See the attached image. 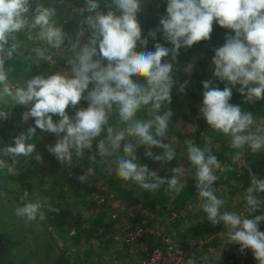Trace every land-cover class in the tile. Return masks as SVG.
I'll return each mask as SVG.
<instances>
[{
  "label": "clouds",
  "instance_id": "obj_1",
  "mask_svg": "<svg viewBox=\"0 0 264 264\" xmlns=\"http://www.w3.org/2000/svg\"><path fill=\"white\" fill-rule=\"evenodd\" d=\"M57 2L67 7L65 0H53L50 6L42 0H0V118L11 106L22 105L27 108L22 120L35 121L27 132L14 138V145L0 148V174L13 171V165L2 157L11 158L13 163L20 156L32 157L37 128L58 137L47 150L69 166L73 155L81 160L86 150L93 149L94 139L103 136L95 145L96 151L88 156L90 166L78 177L81 182L95 174L91 165L106 164L119 180L131 182L143 191L155 193L166 186L169 194L180 195L186 186L182 177L190 172L206 219L213 226L223 222L227 229L222 233L225 243L239 244L241 252L251 249L258 264H264V232L258 230L264 215L249 218L264 205L258 198L264 192V179L249 169L250 184L240 212L222 210L227 200L217 195L215 186L221 172L235 171L233 165L244 161L249 153L264 152V122L229 103L236 85H240L237 91L245 103L264 100V0H167L166 16L160 18V27L148 35L155 39L156 33L162 31L172 47L156 43L154 51L139 52L138 42L142 49L148 43L142 39L137 20L141 0H110L106 13L99 10V0H85L84 7L72 9L80 16L89 13L80 21L75 38L59 23ZM214 21L234 32L226 36L223 46L214 49L212 58L213 76L227 84L220 90L211 80L202 82L199 111L211 132L228 138L229 151L225 155L230 162L222 163L214 154L211 136L204 138L203 147L189 139L184 142L186 148L181 155L187 156L191 167H174L171 178H161L138 162L137 148L144 146L145 156L156 162L167 163L176 156L177 148L171 139L164 142L173 113L167 110L161 114V110L171 103V90L176 83L173 63L164 58L171 55L175 62L182 47L209 40ZM86 30L85 42L82 38ZM57 57L66 63L64 71L47 78L41 74L25 78L32 65L46 61L55 66ZM14 60L24 65V75L19 79L11 76L16 71L14 67H6L7 62ZM184 71H191V65ZM139 77L144 83L136 82ZM187 83L180 85L181 93ZM82 99L88 102L87 108H77ZM69 106L76 109L73 116L66 111ZM54 116L59 117L58 121H54ZM153 147L163 149V153L154 155ZM34 158L42 161L39 153ZM49 211L59 209L37 199L18 204L15 215L38 223L46 219ZM213 259L220 257L214 254ZM186 264H198L196 255Z\"/></svg>",
  "mask_w": 264,
  "mask_h": 264
},
{
  "label": "rangeland",
  "instance_id": "obj_2",
  "mask_svg": "<svg viewBox=\"0 0 264 264\" xmlns=\"http://www.w3.org/2000/svg\"><path fill=\"white\" fill-rule=\"evenodd\" d=\"M67 1L74 2L78 8L85 6V0ZM106 1L108 0H99V10L106 4ZM42 2L45 6H50L53 0H42ZM164 2L165 0H141V10L137 14V20L141 26L142 38L149 41L150 36L145 32L146 24L151 16H161V12L164 11ZM154 4L161 11L157 12ZM59 6L55 4L57 16L60 19L67 15ZM34 7L35 3L33 4ZM71 18L72 22L65 25L72 28V31L70 29V33H67L75 38L81 19L74 16ZM212 27L209 40L195 43L192 46L193 49L197 48V52L195 51L189 60L176 59L173 62L171 55L164 58V60L173 63L174 81L177 82L182 74L184 76L182 80L190 82L189 76L195 71L199 74H197V80L191 83L202 85V82L207 81L203 75L204 69L195 67L197 58L206 53V60H209V72L213 71L214 49L223 46L227 35H234L230 29L221 28L215 21ZM86 33H88L87 30ZM86 33L85 37L82 38L85 42L88 36ZM19 35L21 39H24L23 34ZM200 49L202 50L199 51ZM136 51H147V46L142 49L138 42ZM188 65H191V71L185 72L184 69ZM66 68L65 61L57 57L55 66H50L46 61H41L39 65H32L25 78H31L37 74L47 78L49 75L62 72ZM23 75L24 68L12 75V78L19 79ZM179 81L181 85V80ZM136 82L144 83L143 77L137 78ZM176 86L174 84L173 88ZM89 87L91 88V85ZM173 88L171 90L172 97H174ZM186 103L195 108L201 106L198 102L190 101L186 93L173 100L171 105L173 109L168 110H171L172 113L173 111L180 113L183 110L186 112L187 109L184 106ZM87 106L88 102L86 105L83 104L81 108H87ZM26 110L27 108L22 105H14L7 110L13 122L10 126L0 122L6 126L3 128L1 125V128L5 129L6 136L0 131V148L14 145V138L18 136L17 128H19L22 113ZM164 111L167 110L164 108ZM186 116L181 119L182 115H180V119L175 124L173 123V131L166 134L164 142L168 143L170 138L175 144L174 147L180 151L177 160L173 161L175 166H183L185 169H189V160L186 155L182 156L181 152H184L186 148L184 142L189 139L192 140V135L199 129V126L196 125V119L192 116ZM28 122L29 126L35 124L34 118H29ZM190 127L195 128V131H190ZM101 138L103 137L94 139L93 149L91 151L86 150L85 156L81 160H76L75 155H73V163L69 166L62 164L47 150V146L54 145L58 137H49L47 133L37 128L33 138L36 149L32 157L20 156L15 163L11 158L2 157L8 164L13 165V171L0 174V264H139L138 256L140 254H131L129 248L117 239L122 240L120 236L128 233L142 220L146 222L145 242L148 245L161 247L162 238L168 237L171 241L181 245L185 249L184 251L189 252V259L195 254L198 264H258L251 249H245L240 254L239 244L228 245L225 243V237L222 233L227 232L226 227L223 222L213 226L206 219V215L203 212L200 213L202 201L199 198L180 212V217L183 216V218H178L173 212L166 209L164 211L148 209L143 202L139 201L142 197L140 192H136L135 195L130 192L138 191L134 189L136 185L131 182H124V185L121 183L120 190L122 192L119 194H116L115 191H113L114 194L111 193L104 185V180L97 176L96 172L89 176L85 182H81L78 177L86 173L90 166L88 156L96 151L95 145ZM152 149L154 155L163 153L161 148L153 147ZM43 150L45 151L43 152ZM36 153L42 156V161H37L34 158ZM137 160L141 165H147L150 171H156L158 175L163 172L164 164L146 157L145 151L140 157H137ZM242 165L243 161L238 163L239 167ZM91 166L95 169L94 165ZM103 167L105 175L108 176L112 173L109 166L106 168L103 165ZM42 174L43 181H41ZM190 175V172H187L182 177V182L191 178ZM260 179H264V174ZM234 191L233 196L227 198V204L222 210L242 211L245 191L239 190V187H236ZM129 193L132 195L130 196ZM258 198L264 201V192L259 193ZM37 199L51 202L59 211L46 212V219L38 223L26 222L24 219L16 217L15 208L18 204L34 202ZM101 204H105L108 208V217L103 228L97 227L92 222L99 212ZM111 215H116L118 219L112 220ZM256 215H264V205L256 212L251 213L249 218H255ZM260 224L258 227L262 226L264 221ZM200 233L202 234L200 235ZM214 238H217V241L213 243L212 239ZM108 239L113 240L112 243L115 241L116 244H110ZM214 254L219 255L220 259L214 261ZM94 257L97 259L96 261L93 259Z\"/></svg>",
  "mask_w": 264,
  "mask_h": 264
},
{
  "label": "trees",
  "instance_id": "obj_3",
  "mask_svg": "<svg viewBox=\"0 0 264 264\" xmlns=\"http://www.w3.org/2000/svg\"><path fill=\"white\" fill-rule=\"evenodd\" d=\"M108 3H110V0L106 1V4H104L103 6L101 5L102 9L100 11H103L106 13L109 10L107 7ZM162 3H163V1H162ZM55 4L57 6H59L57 3H55ZM163 6H164L163 7L164 11L161 12L160 17L153 15V16H151V18H149V20L146 24V29H145V32H147V34H149V32L151 30H155V29L160 27V24H159L160 18L162 16H166L167 0H165ZM59 7H61V6H59ZM63 7L67 8L66 6H63ZM154 8L157 12L161 11L158 8H156L155 4H154ZM66 15H67L66 17H61L59 19V23L63 26V29L65 32L70 33V29L72 31V28H70V26L68 27V25H65V24L69 23L65 19H68L71 16L78 17L79 14L74 13L71 15L69 12H67ZM85 15L83 16V19H84ZM79 18H80V16H79ZM62 20H63V23H62ZM86 34H88V33H86ZM142 39H144V38H142ZM200 42H203V41H200ZM156 43H160L161 45H163L164 47H167V48L172 47V45L170 43H168L163 38L162 31L156 33L155 39H153L150 36V39L147 43V51H154L155 50L154 45ZM201 50L202 49H200L199 51H201ZM195 51L197 52V48L193 49L192 47L191 48L182 47L181 49H179V54L177 56V59H179L181 61L189 60ZM206 57H207L206 53L204 55L198 57L196 60V63H195V65H196L195 67H199V68L204 69L203 75H205L206 80L207 81L211 80L213 86L218 87L220 90H223V88L226 86L227 82L226 81L221 82L218 79H216L213 76L214 69H213V71L209 72L210 71V68H208L209 60H206L207 59ZM8 66H12L16 69V71L11 73V76L18 73L21 69L24 68L23 63L20 60H14V61L7 62L6 67H8ZM197 74H199V72H196V71L190 74L189 78L191 79V81L187 83V85L185 87V91L183 93H181L179 91V87H180V81L179 80H181V84H183L186 80H182V78L184 77L182 74H181L180 79L178 77H176L179 79L178 80L179 82L177 81L175 83V85H177L176 88H173L174 97L171 96V103L165 105L164 108H165V110L173 109L171 107L173 100L177 99L180 96H183V94H186V93H187V96L189 97L190 101H193L196 103L198 102L201 104V106L198 108H195L193 105L186 103L184 105L185 108L187 109L186 112L184 110L180 113L173 111V115L170 118L168 133H171L173 131V125L175 124L176 121H178V119H180V115H182L181 119H183V117H187L186 115L192 116L194 119H196L195 122H196V125L199 126V129L195 131V133H194V135H192L191 139L197 145L200 144V146L203 147L204 138L207 136H211L214 154H216L218 156V158L221 160L222 163L230 162L227 160V157L225 155V153H227L229 151L228 138L224 137L223 134L211 132L210 126L206 123V121L203 119L202 115L200 114L199 109L202 107V101H203V91H204L203 84L202 85L201 84L196 85L194 83H191L194 80H197ZM228 86L231 87V85H228ZM239 87H240V85H236L235 87L232 88V97H231L229 103L234 105V106L235 105L241 106L243 111L251 112L253 115H256L258 122H264V100L254 101L252 103H245L244 98L237 91V89ZM86 102L87 101L82 99L80 101L79 105L77 106V108H81V106L83 104L86 105ZM164 108H162L161 114H163ZM66 111L68 112V114L70 116H73L75 114L76 109H73L71 106H69V108L66 109ZM53 119H54V121H58L59 117L54 116ZM199 133H200V136H199ZM47 134L49 137H52V135L50 133H47ZM61 135H63V134H61ZM101 137H103V136H101ZM179 141L181 142V140H179ZM174 145L175 144H173V146ZM152 150H155V149H152ZM44 151L45 150H43V152ZM144 151H145V147L139 146L137 148V157H140ZM179 155H180V151L176 149L175 158L170 162L163 163L164 164L163 172L158 176H160L161 178H171V176L173 175L171 172V169L174 167H177V166H175L173 161L177 160V157ZM97 159H99V156H97ZM245 163H246V165L244 166ZM94 166H95L96 175L101 177L104 180V185L108 188V190H110L111 193L114 194L113 191H115V193L117 192L116 194H119L120 192H122V190H120L121 189V183L124 185V181L119 180L115 176L113 171L108 176L105 175L103 173V168H104L103 165L101 167L98 164H96ZM105 166H106V168L108 167V165H106V164H105ZM190 167H191V165L189 166V168ZM233 167H234L235 171L221 172L220 173L221 179L215 185L217 188V195L224 197L226 200L228 197L233 196V193L235 192L234 190L236 189V187H239V190H241V191H245L246 188L249 186V184H250L249 169L251 170V174L256 175L259 179L264 174V152H261L260 154L259 153H257V154L249 153L246 156L245 160L243 161V165L241 167H239L238 164L233 165ZM224 176H227L228 179L225 180ZM195 183L196 182H195L194 178L191 176V178L186 180V182H185L186 186L182 190L180 195L169 194L166 191V186H162L161 189H159L155 193H148L146 191H143V190L139 189L138 186H136L134 188L135 190L137 189L138 191H130V192L133 195H135L136 192H140L142 197H141V200H139V201L143 202L145 204V206L150 210L154 211V210L158 209V210L164 211L166 209L167 211L173 212L176 215V217L183 218V216L180 217V215H181L180 212L183 209H186L187 205L194 203L198 199V196L196 195ZM72 185H74V184H72ZM132 194L129 193L130 196ZM134 200H137V199L134 198ZM101 205L102 206H101L99 212H97L96 216L92 220L93 224L97 225V227H99V228L105 227V220L108 217L107 206L105 204H101ZM202 212L203 211L201 209L200 213H202ZM160 213H162V212H160ZM196 219H198L197 216H196ZM174 227H175V225H174ZM201 228H204V226H201ZM263 230H264V227H263ZM201 234L202 233H200V235ZM208 236H209V234H208ZM216 239L217 238L212 239V242L213 243L216 242L217 241ZM108 242L110 244H113L112 241L109 239H108ZM228 245H232V244H228ZM240 248L241 247L239 246V250H240ZM239 253L241 254L242 252L239 251Z\"/></svg>",
  "mask_w": 264,
  "mask_h": 264
},
{
  "label": "built area",
  "instance_id": "obj_4",
  "mask_svg": "<svg viewBox=\"0 0 264 264\" xmlns=\"http://www.w3.org/2000/svg\"><path fill=\"white\" fill-rule=\"evenodd\" d=\"M60 6H65V4H60ZM65 3L66 0H65ZM34 4V2H33ZM67 5V4H66ZM74 6H70L68 12L72 15L75 12L72 9ZM88 15V14H87ZM85 15V17L87 16ZM84 17V18H85ZM6 111V110H5ZM0 122H3L7 125L12 124V117L9 112L6 111V116L4 118H0ZM29 128V122H24L22 119L19 122L18 135L22 132H27ZM52 136H56L53 133H50ZM102 201V200H101ZM101 203V202H100ZM112 220H117L116 215H111ZM146 222L144 220L140 221V223L135 226L133 229L126 232L122 237V240H119L124 246L129 248V252L139 253V264H186V261L189 259V252L184 251L185 249L181 247L178 243L171 241L170 238L165 237L162 238L161 247L148 245L145 242V233H146ZM264 224L258 227V230L264 232L263 230ZM119 237V238H120Z\"/></svg>",
  "mask_w": 264,
  "mask_h": 264
},
{
  "label": "crops",
  "instance_id": "obj_5",
  "mask_svg": "<svg viewBox=\"0 0 264 264\" xmlns=\"http://www.w3.org/2000/svg\"><path fill=\"white\" fill-rule=\"evenodd\" d=\"M66 2H67V8H64L63 6H61L60 7V9L63 11V13H65V14H67V12H68V9H69V7L70 6H74L75 8H78V6H76L75 5V3L74 2H69V1H67L66 0ZM86 15L88 14V13H85ZM84 14V15H85ZM80 16V15H79ZM79 16L78 17H76V18H78V19H83V16H80V18H79ZM75 17V16H74ZM70 19H72L71 17L70 18H68V21L70 20ZM70 22H72L71 20L69 21V23ZM8 109H6V111H7ZM1 125L3 126V128H6V126L5 125H3L2 123L0 124V131L2 132V134L4 135V136H6V134H5V129H2L1 128ZM12 125V124H11ZM8 126H10V125H8ZM41 181H43V174H42V179H41ZM111 241H113V240H111ZM113 244H116V242L114 241L113 242ZM95 261L97 260L95 257L93 258Z\"/></svg>",
  "mask_w": 264,
  "mask_h": 264
}]
</instances>
